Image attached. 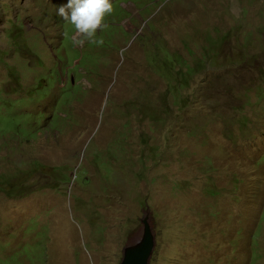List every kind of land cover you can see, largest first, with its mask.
<instances>
[{"label": "rangeland", "instance_id": "1", "mask_svg": "<svg viewBox=\"0 0 264 264\" xmlns=\"http://www.w3.org/2000/svg\"><path fill=\"white\" fill-rule=\"evenodd\" d=\"M111 2L88 39L0 0V176L68 177L0 193V264H121L145 224L150 264H264V0ZM155 53L197 68L181 102Z\"/></svg>", "mask_w": 264, "mask_h": 264}, {"label": "trees", "instance_id": "2", "mask_svg": "<svg viewBox=\"0 0 264 264\" xmlns=\"http://www.w3.org/2000/svg\"><path fill=\"white\" fill-rule=\"evenodd\" d=\"M175 59L178 62H181V59ZM173 60L174 57L171 55L170 61L165 59L162 60V56H158L157 53L150 55V65L155 69L159 76L167 80L169 88L172 89L173 93L177 96L178 101L181 102L182 87L184 86L185 90L188 88V83L194 78L197 68L187 66L185 72H174L171 67ZM35 176L38 181L33 180ZM28 180H32V182L28 183ZM66 180H68V177L61 167L53 168L48 172V169L44 165L33 161L29 164L27 169L20 171L15 175L0 176V193L4 194L7 198L18 199L26 197L43 188L59 189L60 185L56 184L65 183ZM215 190H217L215 186H212L209 190L212 196L214 195Z\"/></svg>", "mask_w": 264, "mask_h": 264}, {"label": "clouds", "instance_id": "3", "mask_svg": "<svg viewBox=\"0 0 264 264\" xmlns=\"http://www.w3.org/2000/svg\"><path fill=\"white\" fill-rule=\"evenodd\" d=\"M112 11L111 0H67V3L56 7L57 15L74 27L77 33L88 39L94 36L98 28L104 27L105 15ZM74 43L79 45L83 40Z\"/></svg>", "mask_w": 264, "mask_h": 264}, {"label": "water", "instance_id": "4", "mask_svg": "<svg viewBox=\"0 0 264 264\" xmlns=\"http://www.w3.org/2000/svg\"><path fill=\"white\" fill-rule=\"evenodd\" d=\"M132 244L135 247L125 249L121 264H150L155 251L156 238L148 224L144 225L141 235L134 238Z\"/></svg>", "mask_w": 264, "mask_h": 264}]
</instances>
